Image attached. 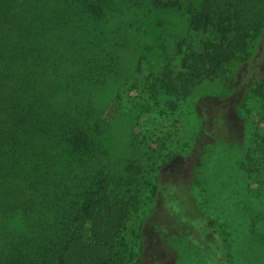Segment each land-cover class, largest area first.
Listing matches in <instances>:
<instances>
[{
	"label": "trees",
	"instance_id": "obj_1",
	"mask_svg": "<svg viewBox=\"0 0 264 264\" xmlns=\"http://www.w3.org/2000/svg\"><path fill=\"white\" fill-rule=\"evenodd\" d=\"M179 1L0 0V264H164L152 245L232 264L227 235L187 191L201 186L220 148L241 151L234 168L245 178L264 163V61L244 69L238 103L200 97L189 135H178V116L206 82L232 93L234 66L252 57L263 32L264 0H189L183 19L199 45L182 52L176 43V69L148 75L155 118L151 106L140 114L144 124L135 115L125 158L114 170L107 164L113 127L104 105L120 99L143 61L167 60L163 18ZM234 109L248 131L238 145L228 138ZM185 155L191 178L168 193L162 171ZM160 190L168 194L156 209ZM147 228L155 238L145 237ZM172 264L188 263L178 255Z\"/></svg>",
	"mask_w": 264,
	"mask_h": 264
},
{
	"label": "rangeland",
	"instance_id": "obj_2",
	"mask_svg": "<svg viewBox=\"0 0 264 264\" xmlns=\"http://www.w3.org/2000/svg\"><path fill=\"white\" fill-rule=\"evenodd\" d=\"M179 3L180 9L178 11L170 12L163 18L165 26L161 41L167 60L154 63L156 60L153 57H149L143 61L140 71L126 85L120 87L119 94H117V91L115 92L120 99H108L106 101L107 105L106 103L104 105L103 116L113 127V141L111 145L107 144L106 146L107 164L110 169L114 170L117 168L127 154L134 116L137 115L138 117L136 123L144 124L140 119V114L146 106H151L149 115L151 118H155L157 108H154L151 101L147 99L151 91V85L148 83L150 79H147L148 75L154 73L162 65L176 69L179 58V56L175 55L176 43L181 42L180 49L182 52L188 46L196 49L199 45L201 37L188 32L183 19V13L189 4V0H180ZM134 53L133 48H129L122 53V59L125 64L131 63ZM250 54H253L252 57L247 59L244 65L236 64L234 66V70L239 67L240 71L236 72L239 68L234 71L235 74L232 81L234 90L232 93L228 94L227 90L219 84V81L206 82L192 91L182 104L178 116L179 128L177 129L180 132L178 134L180 137L182 135L187 136L191 132L190 129L193 127V115H191V112H194L195 105L200 97L225 94L224 97L219 98H227L230 95L232 103H238L239 98L247 92L243 85H238L237 83H239L240 76L244 73L246 67L250 66L257 69L261 66L260 61H264V29L258 40L254 41ZM248 98L249 100L246 103L250 106L255 105L253 98ZM234 113L235 109L233 114L231 111L229 112L231 120L228 138L238 145L245 140L248 131L244 122L235 118ZM157 123L149 122L148 128L158 127ZM240 155L241 151L236 148L228 150L220 148L216 150L213 160L217 158L218 162L213 164L212 160L210 163H205L207 170L201 176V186H196L195 184L189 186L190 189L187 194L192 196L195 201V204H193L195 206L198 204L201 210L204 209L208 217L213 219L217 225H220L227 235L232 264H264V163L260 164L256 174L250 178H245L237 173L234 168L235 162L240 158ZM189 166L190 157L185 155L176 158L166 171H162L161 179L169 187L168 193L172 194L181 191L178 189V185L185 186L186 182L191 178ZM205 167L203 170H205ZM167 192L159 191L157 200L152 205L153 208L158 209V207L164 206L163 203L167 198ZM187 201L189 202L190 200L187 198ZM193 204L191 203V206L194 207ZM202 205H204L203 208ZM152 211L154 212V210ZM147 229L148 231L144 230L145 237L147 239L155 238V234L153 232L150 233V228ZM152 246L155 247L153 250L154 255H152L153 259L163 261L164 264H172L174 259L177 261L178 255L185 258V262L188 264H202L201 259L203 256L200 251H196L195 255L194 250H192L189 258L186 249L182 245H176V247L178 246L177 249L173 248L172 250L168 247L160 248L159 245ZM185 254H187L189 259L186 258ZM140 264H145L144 258H142Z\"/></svg>",
	"mask_w": 264,
	"mask_h": 264
}]
</instances>
